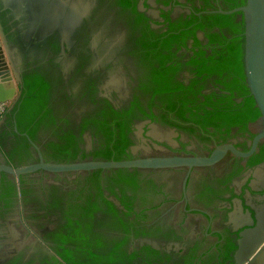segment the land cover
Returning <instances> with one entry per match:
<instances>
[{
    "label": "flooded vegetation",
    "instance_id": "flooded-vegetation-1",
    "mask_svg": "<svg viewBox=\"0 0 264 264\" xmlns=\"http://www.w3.org/2000/svg\"><path fill=\"white\" fill-rule=\"evenodd\" d=\"M15 1L0 0V14L9 11L10 64L18 78L41 66L52 84L50 110L35 138L14 119L10 124L20 82L0 123V164L208 157L224 145L253 149L260 116L226 125L219 112L221 125L204 128L168 108L167 97L176 108L177 97H195L201 109L188 103L186 117H200L211 110L206 97H230L222 104L243 107L251 96L241 94L240 84L232 93L213 75L197 76L189 65L201 48L210 54L216 47L196 28L201 19L170 51L163 47L179 33L170 30L174 21L224 9L225 0H137L140 21L118 0ZM152 50L172 54L165 67L178 62L175 73L155 76L159 82L150 71V63L160 66ZM170 80L182 88L159 91ZM263 242L264 140L248 157L228 150L205 166L0 172V264H241ZM263 260L264 248L252 264Z\"/></svg>",
    "mask_w": 264,
    "mask_h": 264
},
{
    "label": "trees",
    "instance_id": "trees-1",
    "mask_svg": "<svg viewBox=\"0 0 264 264\" xmlns=\"http://www.w3.org/2000/svg\"><path fill=\"white\" fill-rule=\"evenodd\" d=\"M118 1V4L126 11H128L127 9L133 8L132 13L134 16L135 13L137 14V17L135 16V20L140 21L144 14L139 13L136 10L135 3L137 0H134V2L131 0ZM244 3L245 0H225L223 8L233 9L234 7L243 5ZM7 13H9V11H3L0 14V20L4 33L9 32L10 30V27L7 26V22L10 18L6 20L4 18ZM240 14V12L233 14L206 13L203 14L201 18L200 16L192 15V19L190 21L181 17L179 20L174 21L170 28L171 31H179V33H171L169 37L166 38L163 47L166 51H170L174 42L179 41L180 39H185L189 34L193 33L192 30L187 29V27L201 19V21L196 25V28L205 30L210 39V43H213L216 47L210 54L201 48L196 53V56L190 60L189 65L192 69H194L197 76L206 78L213 75L215 77V81L225 85L226 89L230 90L232 93L235 89H237L235 85L240 84L239 88L241 94L249 95V89L246 83H244L245 76L243 71L242 51V33L244 29L243 20L238 19ZM216 28L217 30L211 32ZM230 35H232V38H229ZM10 36L12 37V35ZM56 46L59 48L57 44L54 45L53 48L55 49ZM150 52L151 54L159 57L160 66H156L154 63H150L149 65L150 71L154 75V79H156L157 82L162 81V79L156 78L162 72L163 76H166L164 74L168 71L173 73L176 72L174 66L178 65L177 60L174 61L175 63H173V65L165 67L167 63L171 61L173 62V60H171L172 54L170 52L166 53L163 57H161V54L155 50ZM161 66L162 68H160ZM40 68L41 66H37L32 71L23 73L21 96L13 109L8 112L10 124H12V119H14L17 122L18 127L27 131L33 138H35V131L40 125V122H42V119L50 110L48 103L50 100L49 90L51 89L52 84L46 76L44 70ZM194 83H198V81L195 80ZM165 85L166 86L159 89V91L181 89L183 84L181 85L177 83L176 86L174 81L170 80L166 81ZM214 95H216V93ZM177 98L180 103V107L176 108V102L171 104L173 97H167V100L169 101L168 108L170 110L177 109L175 112L183 119H192L201 124L204 128L208 126L218 127L221 125V123L215 121L216 113L219 112L220 116L224 117L225 120L229 122L224 123L226 125H244L247 118L255 119L260 116V111L256 107L252 96H247L243 107H240L239 104H234L232 100H229L226 105H223L222 101H225L230 97H215L216 101L214 100V97H206V103L211 105V110L204 108V114L202 116L197 117L194 113H191L190 118L186 117V113L191 111L193 107L188 106V103L194 104V107L200 110L201 106L198 104V99L195 97H190L189 99L188 97ZM39 116L41 117L39 118Z\"/></svg>",
    "mask_w": 264,
    "mask_h": 264
},
{
    "label": "water",
    "instance_id": "water-1",
    "mask_svg": "<svg viewBox=\"0 0 264 264\" xmlns=\"http://www.w3.org/2000/svg\"><path fill=\"white\" fill-rule=\"evenodd\" d=\"M31 1V0H30ZM12 4L16 1L11 0ZM240 12V19L243 20V71L245 82L249 89L250 95L255 101L256 107L260 111V117L255 123L257 125V136L254 140L253 149L250 152H241L233 145H224L216 149L212 155L208 157H147L136 160L124 161H85L68 164H56L41 162L35 165L14 168L8 164H0V172H7L12 175L20 176L23 173H29L38 169H46L53 172L67 171H90L106 168H162V167H179V166H205L213 165L218 162L228 150L242 157L250 156L260 141L264 140V0H245V3L239 7L225 10H211L204 13H221L233 14ZM0 34L5 42L6 37L0 21ZM0 57L1 49H0ZM9 63L0 61V102H4L12 93V89L6 90L3 85L6 82H12V78L3 76V68L10 71ZM19 81L23 80L19 77ZM4 89V91H3ZM264 243V242H263ZM261 245L258 246L254 254L241 264H252L260 254Z\"/></svg>",
    "mask_w": 264,
    "mask_h": 264
},
{
    "label": "crops",
    "instance_id": "crops-1",
    "mask_svg": "<svg viewBox=\"0 0 264 264\" xmlns=\"http://www.w3.org/2000/svg\"><path fill=\"white\" fill-rule=\"evenodd\" d=\"M0 49H1V56L0 57V61L1 63H4V61H7L9 63V69L10 71L6 70L5 68H3V76H8L12 78V82H6L3 85V88L6 90L12 89V93H10L9 95H7L9 98H16L17 97V93H18V89L20 88V81L19 78L17 76H15V72L13 70L12 64H10V56L8 53V48L5 45V42L2 39V36L0 34ZM3 89V91H4ZM1 123V122H0Z\"/></svg>",
    "mask_w": 264,
    "mask_h": 264
},
{
    "label": "built area",
    "instance_id": "built-area-1",
    "mask_svg": "<svg viewBox=\"0 0 264 264\" xmlns=\"http://www.w3.org/2000/svg\"><path fill=\"white\" fill-rule=\"evenodd\" d=\"M15 98H9L4 102H0V122L2 121L3 117L6 115L10 107L13 105Z\"/></svg>",
    "mask_w": 264,
    "mask_h": 264
},
{
    "label": "bare ground",
    "instance_id": "bare-ground-1",
    "mask_svg": "<svg viewBox=\"0 0 264 264\" xmlns=\"http://www.w3.org/2000/svg\"><path fill=\"white\" fill-rule=\"evenodd\" d=\"M260 245H261V248H260V249L262 250V249L264 248V243H262V244H260ZM260 245H259V246H260ZM261 250H260V251H261ZM260 255H261V252H260L259 256H260ZM259 256H258V257H259ZM263 264H264V260H263Z\"/></svg>",
    "mask_w": 264,
    "mask_h": 264
},
{
    "label": "rangeland",
    "instance_id": "rangeland-1",
    "mask_svg": "<svg viewBox=\"0 0 264 264\" xmlns=\"http://www.w3.org/2000/svg\"><path fill=\"white\" fill-rule=\"evenodd\" d=\"M15 76H17V75L15 74ZM19 90H20V89H18V92H19ZM17 94H18V93H17Z\"/></svg>",
    "mask_w": 264,
    "mask_h": 264
}]
</instances>
